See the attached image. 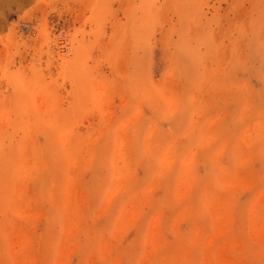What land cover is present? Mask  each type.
<instances>
[{"label":"rangeland","instance_id":"1","mask_svg":"<svg viewBox=\"0 0 264 264\" xmlns=\"http://www.w3.org/2000/svg\"><path fill=\"white\" fill-rule=\"evenodd\" d=\"M0 166V264H264V0H0Z\"/></svg>","mask_w":264,"mask_h":264},{"label":"bare ground","instance_id":"2","mask_svg":"<svg viewBox=\"0 0 264 264\" xmlns=\"http://www.w3.org/2000/svg\"><path fill=\"white\" fill-rule=\"evenodd\" d=\"M199 21V20H198ZM200 24H201V22H200ZM199 115V114H198ZM198 117V116H197ZM214 117V116H213ZM242 129V128H241ZM209 131V130H208ZM187 136V135H186ZM127 137V136H126ZM129 138V137H128ZM130 139V138H129ZM125 139H123L122 138V141H124ZM122 141H120V142H122ZM124 144H126L125 142H124ZM209 143H207V145H208ZM250 144V143H249ZM126 147V146H125ZM124 148V147H123ZM129 154V153H128ZM208 157V156H207ZM101 158H102V156H101ZM37 159L40 161V162H42V157L39 155L38 157H37ZM166 159V158H165ZM90 160L93 162L94 161V155L92 154L91 156H90ZM102 160V164H104V161H103V159H101ZM193 160V159H192ZM189 161V160H188ZM2 163V162H1ZM186 163V162H185ZM26 164V165H25ZM25 166H27V162H25ZM44 164V163H43ZM189 164H191V163H189ZM13 165L15 166L16 165V162H13ZM186 166H188V165H186ZM3 166H0V174L3 172ZM15 168H18V165H16V167ZM186 168H188V167H186ZM189 170H190V168H188ZM184 170H186V169H184ZM183 170V171H184ZM182 171V172H183ZM185 172V171H184ZM185 173H187V172H185ZM21 174H24L23 172L22 173H20V176H21ZM184 174V173H183ZM20 176H18V179H19V177ZM0 181H2V188L1 189H5V191L7 190V185H6V183H5V181L6 180H0ZM120 185V184H119ZM16 190V189H15ZM26 190V189H25ZM21 192H22V189H21ZM20 192H18V194H19ZM23 193V192H22ZM27 193H29V191L27 192ZM17 194V193H16ZM18 196V195H17ZM13 198V197H12ZM11 198V199H12ZM79 198V197H78ZM16 199V198H15ZM31 199V198H30ZM35 200V199H34ZM31 201V200H30ZM69 201V200H68ZM12 202V201H11ZM105 202H107V201H105ZM19 203V202H18ZM17 203V204H18ZM70 204V203H69ZM17 206V205H16ZM19 208H20V206H19ZM19 210V209H18ZM20 211V210H19ZM39 213V212H38ZM66 213V212H65ZM64 213V214H65ZM70 214V213H69ZM69 214H68V216H69ZM155 220V219H154ZM66 222H67V220H66Z\"/></svg>","mask_w":264,"mask_h":264}]
</instances>
